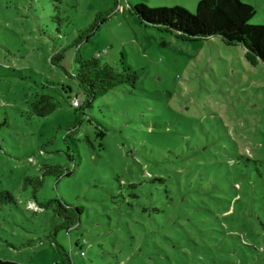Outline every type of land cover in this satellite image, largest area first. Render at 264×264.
Masks as SVG:
<instances>
[{"label":"rangeland","instance_id":"rangeland-1","mask_svg":"<svg viewBox=\"0 0 264 264\" xmlns=\"http://www.w3.org/2000/svg\"><path fill=\"white\" fill-rule=\"evenodd\" d=\"M198 1L0 0V193L15 199L0 203V259L63 264L62 249L72 264H264V62L129 9L194 13ZM242 1L264 24V0ZM77 55L136 83L73 107L85 100ZM41 94L57 102L44 117L32 112ZM56 200L79 224L62 227Z\"/></svg>","mask_w":264,"mask_h":264},{"label":"trees","instance_id":"trees-1","mask_svg":"<svg viewBox=\"0 0 264 264\" xmlns=\"http://www.w3.org/2000/svg\"><path fill=\"white\" fill-rule=\"evenodd\" d=\"M114 5L118 7L120 0H114ZM129 9L141 23L154 25L166 31H173L187 39L193 40L219 35L227 42L242 43L252 56L264 62V24L250 23L255 14V9L251 4L242 0H199L194 13L178 5L174 7H150L141 2L129 5ZM103 19V17L100 18V21ZM97 27V25L93 26V28ZM99 57L98 55L84 59L79 55L76 56L77 68L73 77L85 95L83 104L77 107L79 109L90 107L93 99L119 84L134 86L136 83L137 74L134 71L125 67L119 69L104 63ZM61 58L62 51H59L52 55L51 62L58 65L56 62ZM56 108L57 102L47 94L36 96L32 103V112L38 117L47 116ZM68 157L70 158L69 155ZM51 167L44 166L42 175L57 171L51 170ZM58 172L61 173L59 170ZM69 173V171L66 172V174ZM34 179V185L37 188L41 185L42 179L39 177ZM25 181H29V178L27 177ZM14 201L15 199L9 191L0 193V203H12ZM52 201L55 200H50L48 204ZM56 202L57 205L53 210L63 219L62 227L69 229L79 224L80 210L78 208L71 207L59 200ZM58 253L62 256L63 264H72L65 250H58ZM0 264L18 263L0 259Z\"/></svg>","mask_w":264,"mask_h":264},{"label":"built area","instance_id":"built-area-1","mask_svg":"<svg viewBox=\"0 0 264 264\" xmlns=\"http://www.w3.org/2000/svg\"><path fill=\"white\" fill-rule=\"evenodd\" d=\"M98 56V55H97ZM71 105L73 106V107H79L80 106V101L77 99V97H74V98H72V100H71ZM28 207L29 208H32V209H34V210H38V209H40L38 206H36L33 202H30L29 204H28Z\"/></svg>","mask_w":264,"mask_h":264}]
</instances>
